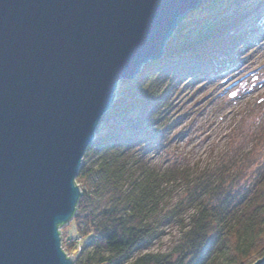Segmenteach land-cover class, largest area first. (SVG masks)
Wrapping results in <instances>:
<instances>
[{"label":"water","instance_id":"water-1","mask_svg":"<svg viewBox=\"0 0 264 264\" xmlns=\"http://www.w3.org/2000/svg\"><path fill=\"white\" fill-rule=\"evenodd\" d=\"M201 1L0 0V264H74L60 227L96 127Z\"/></svg>","mask_w":264,"mask_h":264},{"label":"trees","instance_id":"trees-1","mask_svg":"<svg viewBox=\"0 0 264 264\" xmlns=\"http://www.w3.org/2000/svg\"><path fill=\"white\" fill-rule=\"evenodd\" d=\"M263 2L203 0L181 20L164 54L119 81L76 175L79 185L92 179L94 189L92 196L81 188L71 220L81 241L70 244L74 264H252L264 255V159L249 172L194 175L153 160L181 116L173 109L179 78L191 81L234 63L246 46L239 43L259 25H247L248 17ZM182 176L187 194L170 213L185 202L192 209L178 240L165 250L142 251L157 236L158 216L172 197L168 183ZM97 195L106 200L99 207Z\"/></svg>","mask_w":264,"mask_h":264},{"label":"rangeland","instance_id":"rangeland-1","mask_svg":"<svg viewBox=\"0 0 264 264\" xmlns=\"http://www.w3.org/2000/svg\"><path fill=\"white\" fill-rule=\"evenodd\" d=\"M246 1L256 5L260 0ZM255 21L259 25L239 43L246 46L234 63L217 73H201L191 81L179 78L173 109L181 116L171 131L164 133L167 138L172 135L169 143L154 150L153 160L159 168H185L189 175L201 169L231 173L245 168L249 172L264 159V2L248 17L247 25H255ZM177 28L168 40L176 36ZM171 180L168 185L172 197L158 216L157 236L142 251L168 249L188 221L192 207L187 202L175 214L170 213L186 196L187 180L183 176ZM79 187L93 196L92 179L81 182ZM93 202L99 207L106 202L105 196L97 195ZM71 220L60 230L64 250L75 258L70 244L79 245L81 241Z\"/></svg>","mask_w":264,"mask_h":264},{"label":"bare ground","instance_id":"bare-ground-1","mask_svg":"<svg viewBox=\"0 0 264 264\" xmlns=\"http://www.w3.org/2000/svg\"><path fill=\"white\" fill-rule=\"evenodd\" d=\"M202 1H203V0H202ZM202 1H201V3H202ZM199 6H200V5H199ZM199 6H197L195 9L199 8ZM195 9H194V10H195ZM189 12H190V11H189ZM187 14H188V13H187ZM187 14H186V15H187ZM186 15H185V16H186ZM185 16H184V17H185ZM157 58H158V57H157ZM154 59H156V58H154ZM154 59H151V60H154ZM143 65H144V64H143ZM140 70H141V69H140ZM138 73H139V72H138ZM138 73H137V74H138Z\"/></svg>","mask_w":264,"mask_h":264}]
</instances>
